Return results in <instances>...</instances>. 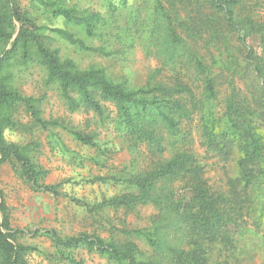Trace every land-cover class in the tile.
<instances>
[{"label":"rangeland","instance_id":"374dc122","mask_svg":"<svg viewBox=\"0 0 264 264\" xmlns=\"http://www.w3.org/2000/svg\"><path fill=\"white\" fill-rule=\"evenodd\" d=\"M6 1L0 0V20L9 19ZM47 1L72 9L79 17L90 16L93 23L89 34L85 23L54 13L40 0H15L20 11L35 21L37 27L31 29L61 60L71 59L82 71L98 69L128 90L152 87L150 96H162L156 87L186 84L195 98L186 90L172 92L186 107L176 114V132L160 120L151 123L157 118L155 111L142 116L144 128L137 132L123 121L113 101L100 96L102 113L83 103L71 109L60 83L49 77L37 46L31 44L27 53L22 42L12 46L21 22L14 18L12 24L2 25L0 32L10 37L0 45V59L4 47L13 51L2 62L0 86L22 98H6L1 106V141L27 156L37 171L34 180L12 152L4 158L0 152L3 229L14 242L32 247L19 264H118L85 244L57 245L46 230H55L64 239L82 234L101 237L123 248L132 243L138 260L178 263V252L193 250L195 238L189 225L165 207L169 202L164 196L192 179L186 175L158 180L151 195L162 196V205L137 198L140 189L130 182L177 154L190 155L202 167L201 176L209 191L220 197V208L237 221L239 230L229 232L231 243L202 241L208 263L264 264V157L259 173L246 185L239 180V144L215 150L205 136L209 117H216L220 129L227 128L226 99L234 88L264 111V40L259 38L264 28L251 34L239 24L230 26L210 0ZM232 1H236L235 19L264 23V0ZM171 27L180 37L176 42ZM53 28L68 30L84 46ZM242 36H247L245 43ZM251 46L256 51L248 56ZM197 59L215 76L213 99L205 94V75ZM71 94L81 99L77 90ZM74 131L91 135L96 145L84 143ZM114 197L123 202L109 204Z\"/></svg>","mask_w":264,"mask_h":264},{"label":"trees","instance_id":"16d2710c","mask_svg":"<svg viewBox=\"0 0 264 264\" xmlns=\"http://www.w3.org/2000/svg\"><path fill=\"white\" fill-rule=\"evenodd\" d=\"M40 1L54 13L60 14L69 20L85 23L88 33L93 34V23L90 16L79 17L72 9L53 5L47 0ZM197 1L200 2V0ZM210 2L223 12L230 26L239 24L241 29L248 28L251 34H256L263 30L264 23H258L249 17L245 19L244 17L239 19L234 18L236 1L210 0ZM6 15L9 19L0 20V28L5 23L12 24L14 18L21 22L19 36L12 42V46L15 47L17 43L22 42V48L25 53L29 51L31 44L37 46L49 70V77L60 83L62 92L68 99L71 109H76L83 103L87 107L102 113L103 106L101 100L98 98L100 96L105 100L113 101L123 121L131 128L137 130V132L142 131L144 128L141 122L142 116L153 111L157 112L158 115L157 118L151 120V123L155 124L160 120L172 132L178 130L179 119L176 117V114L183 110L185 111L186 107L179 99L173 98L172 92L179 93L186 90L194 101L195 92L189 85L180 84L175 87H156V90L162 91V96L155 94L150 96L155 90L152 87L137 90L125 89L121 85L114 84L98 69L82 71L76 69L71 59L61 60L57 52L46 47L41 37L31 29V27H37L35 21L27 17L25 12L20 11L15 4V0L6 1ZM52 30L62 34L70 42L84 46V42L81 39L75 38L68 30L60 28H53ZM171 36L173 37V42L180 39L172 27ZM259 36V38L264 40V34ZM6 37L10 36H7V33L1 29L0 45L5 41ZM242 40L245 43L247 36H242ZM13 47L8 49L4 47L1 51L3 56L0 59V69L3 60L12 53ZM255 49V46L249 47L248 56L254 54ZM196 64L205 75L203 78L207 98H215L217 96L216 79L212 74L211 67L199 59H197ZM261 69L260 66L257 67L258 72H261ZM72 90H77L81 94L80 100H76L72 96ZM6 98L18 100L22 97L0 86V109ZM194 106H197V103ZM225 116L227 128L224 129L219 128L221 124L215 119L216 117L212 116L207 119L205 125L207 144L215 150H224L226 145L238 143L242 151V156L239 159L241 170L239 180L243 179L246 185L251 184L255 175L259 173L261 168L260 163L264 157V111L253 107L244 97H240L237 89L234 88L226 99ZM74 134L84 143L96 145L91 135L83 134L80 131H74ZM0 152L3 158L8 152H12L22 162L25 174L36 180L37 171L31 160L16 148L3 145V141H1V128ZM194 162L188 154H177L166 164L153 169L145 176L130 180L133 185H136L140 189L137 198H149L156 204L162 205V196L151 195V191L158 180L170 176L180 177L186 175L192 179V183L186 187L171 190L164 196L169 202L165 204V207L172 208L189 225L190 232L195 238L193 240L194 249L190 252L179 251L177 254L178 263L176 264H209L206 248L202 246V241L214 242L223 240L231 243L230 230H239L237 229V221L224 209L220 208V197H216L209 191L206 181L201 176L202 167L196 165ZM45 188L52 190L53 186L47 185ZM121 202L123 201L120 197H114L108 201L109 204H119ZM4 225L5 223L1 222L0 219V258L2 259L0 264H19L22 260V254L32 247L14 242L11 239L12 234L4 231ZM46 232L50 234L57 245L72 247L85 244L91 248H96L102 254H108L118 264H122L123 262H127L128 264H164L152 260H138L132 243L123 248L115 242H107L101 237L82 234L77 237L64 239L55 230H46Z\"/></svg>","mask_w":264,"mask_h":264}]
</instances>
